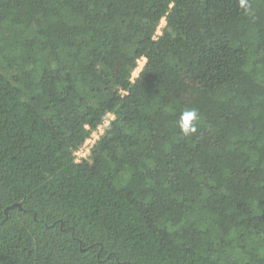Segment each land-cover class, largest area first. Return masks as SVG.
Wrapping results in <instances>:
<instances>
[{
    "label": "trees",
    "instance_id": "16d2710c",
    "mask_svg": "<svg viewBox=\"0 0 264 264\" xmlns=\"http://www.w3.org/2000/svg\"><path fill=\"white\" fill-rule=\"evenodd\" d=\"M245 4L0 0V264H264V0Z\"/></svg>",
    "mask_w": 264,
    "mask_h": 264
},
{
    "label": "built area",
    "instance_id": "2783aa9c",
    "mask_svg": "<svg viewBox=\"0 0 264 264\" xmlns=\"http://www.w3.org/2000/svg\"><path fill=\"white\" fill-rule=\"evenodd\" d=\"M160 33V28L156 30V34ZM145 61V57L141 56L137 59V65L133 69L130 80L133 81L134 78L138 75L143 63ZM114 118V115L111 112L106 113V117L103 119L101 123H99L96 128L91 129L89 134L85 137L83 143L76 149L73 150V161L80 162L83 159H87L90 155L91 149L94 146L97 139L104 132V128L107 126L109 121ZM88 128V126L86 125Z\"/></svg>",
    "mask_w": 264,
    "mask_h": 264
},
{
    "label": "clouds",
    "instance_id": "9594fccd",
    "mask_svg": "<svg viewBox=\"0 0 264 264\" xmlns=\"http://www.w3.org/2000/svg\"><path fill=\"white\" fill-rule=\"evenodd\" d=\"M241 6L245 7L247 11L245 0H241ZM198 118L199 113L195 108L186 109L181 112L178 120V127L182 135L190 136L196 133L197 128L195 122L198 120Z\"/></svg>",
    "mask_w": 264,
    "mask_h": 264
},
{
    "label": "rangeland",
    "instance_id": "374dc122",
    "mask_svg": "<svg viewBox=\"0 0 264 264\" xmlns=\"http://www.w3.org/2000/svg\"><path fill=\"white\" fill-rule=\"evenodd\" d=\"M164 23H165L164 20H162L160 25L162 26ZM198 93H199L198 85H196L195 82H192L191 83V89L189 92L184 94V98L186 101H191ZM206 145L208 148H211V149H213V151H215L216 149H218L222 146V142L217 137H214V136L209 137L208 136V138L206 139Z\"/></svg>",
    "mask_w": 264,
    "mask_h": 264
},
{
    "label": "water",
    "instance_id": "95a60500",
    "mask_svg": "<svg viewBox=\"0 0 264 264\" xmlns=\"http://www.w3.org/2000/svg\"><path fill=\"white\" fill-rule=\"evenodd\" d=\"M18 206V207H20V203H17V204H13V206ZM5 212H6V210H5Z\"/></svg>",
    "mask_w": 264,
    "mask_h": 264
}]
</instances>
